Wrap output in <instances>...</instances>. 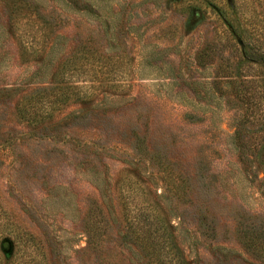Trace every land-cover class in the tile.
<instances>
[{"label":"rangeland","instance_id":"1","mask_svg":"<svg viewBox=\"0 0 264 264\" xmlns=\"http://www.w3.org/2000/svg\"><path fill=\"white\" fill-rule=\"evenodd\" d=\"M20 1L0 0V224L33 243L12 259L151 264L152 230L186 264H264V65L243 54L264 51V0ZM82 50L85 103L20 120Z\"/></svg>","mask_w":264,"mask_h":264},{"label":"trees","instance_id":"2","mask_svg":"<svg viewBox=\"0 0 264 264\" xmlns=\"http://www.w3.org/2000/svg\"><path fill=\"white\" fill-rule=\"evenodd\" d=\"M72 5L78 9L79 11H87V5H79L77 4L76 0H70ZM20 0H8V4L12 6L16 5V10L18 12L21 11L22 7L20 6ZM26 2V1H25ZM30 8V4L26 2L24 9ZM28 15L29 19L35 18L30 12L27 13L23 12V15ZM31 21V20H29ZM33 22V21H31ZM45 38V37H44ZM45 41L43 42H46ZM244 46V44H243ZM42 50V49H41ZM22 54L25 56L35 55L38 57L37 49H33V46L28 45L27 47H22ZM244 56H246L250 61L255 62L257 64L264 65V51H255L248 49H244L243 51ZM47 56V52L45 54ZM89 52L86 51H79L76 52L74 55L70 56L63 60L60 64L59 69L57 70L56 74L53 75V78L60 77V83H56V85L64 84L62 87L56 88L55 85L44 89L42 91L36 92L35 94L23 98L22 101L19 103L20 105L17 108V114L20 120L25 123L38 124L42 122L44 119H47L48 115L55 107L66 104L67 101L70 99L73 101H79L80 104L85 103L84 97L86 94L84 91H81L84 88L82 85V81L78 80L81 79L80 76L84 77H91L95 78L96 73L94 69L97 68L99 59H92L90 58ZM37 59V58H35ZM90 73V74H89ZM12 90H7L5 92H9ZM83 92V93H80ZM86 92V91H85ZM61 123L52 124L49 127H58ZM46 128V125L44 126ZM241 156V152H240ZM260 157H264L263 153H260ZM0 214L1 211H0ZM1 216V215H0ZM149 235L153 236L151 241L148 243V252L151 260V264H186L182 254L180 253L179 249L174 246H171L170 243L167 246H164L162 241L159 243L160 237L157 236V240H155V231L148 232ZM0 235H6V238L3 239L10 245V250L8 252L7 260L9 261L8 264H25L23 261L13 260V255L16 249H21L23 246H32L33 238L28 234H18L17 226H15L14 222L0 224ZM87 245L88 249H91V246L94 245V242L91 241L92 237L88 233H86ZM168 235V233H167ZM2 240V238H1ZM2 240V241H3ZM155 240V241H154ZM1 241V242H2ZM254 249L258 250V248L253 247ZM167 249V250H166ZM174 251V252H173Z\"/></svg>","mask_w":264,"mask_h":264},{"label":"water","instance_id":"3","mask_svg":"<svg viewBox=\"0 0 264 264\" xmlns=\"http://www.w3.org/2000/svg\"><path fill=\"white\" fill-rule=\"evenodd\" d=\"M238 44H240V45H241V42H240V41H238Z\"/></svg>","mask_w":264,"mask_h":264}]
</instances>
